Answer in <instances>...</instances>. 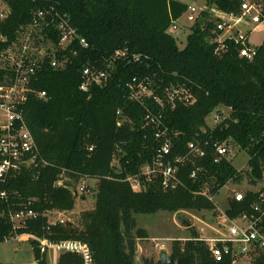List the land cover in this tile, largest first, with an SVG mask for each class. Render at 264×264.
<instances>
[{"label": "trees", "instance_id": "1", "mask_svg": "<svg viewBox=\"0 0 264 264\" xmlns=\"http://www.w3.org/2000/svg\"><path fill=\"white\" fill-rule=\"evenodd\" d=\"M3 1L10 11L0 22L1 49L12 44L21 31L33 24L37 12L44 10L46 23H42V32L56 45L55 57L67 60L64 67L56 68L51 58L45 59L33 76L23 105L26 124L46 164L24 172L8 185L0 184V189L21 193V199L12 200L16 204L37 198L30 207L40 215L27 220L19 232L52 241H80L90 249L95 264H157L150 258L137 262L136 239L145 236V231L138 229L135 233V215L212 211L215 205L198 193L200 182L188 178L193 169L190 163L181 167L184 186L174 191L163 189L159 183L143 190L132 188L127 177L139 173L152 159L154 147H158L154 128L146 119L149 107L156 114L161 111L174 153L185 154L190 141L200 143L206 150L201 162L209 173L204 178L215 177L214 191L242 178L230 161L214 162L216 143L226 139L248 151L251 179L262 177L264 42L256 46L253 59L241 57L240 46L230 39L224 40L226 47L219 50L220 42L210 40L222 33L217 28L218 19L202 11L186 46L179 48L168 29L173 20L188 11V1L197 0ZM206 1L223 12L240 14L241 0ZM60 20L67 21L77 32L65 49L58 48L61 32L56 24ZM79 37L86 38L88 46L82 45ZM117 51L125 55L116 56ZM88 65L107 70L109 78L103 85L94 84L87 93L80 84ZM12 74V70L0 68V84ZM134 78L149 82L159 95L166 87L184 85L196 101L190 105L177 101L171 107L149 98L148 107L130 99L128 84ZM40 91H46L47 96L39 98ZM221 107L229 109V117L212 128L207 117ZM122 118L125 121L118 125ZM83 178L97 179L95 206L82 211L79 226L69 221L50 223L47 212L74 209L73 189ZM60 179L65 180L63 185L57 184ZM243 206L232 200L228 213L236 216ZM5 210L7 205L0 203V243L12 232V224L2 215ZM32 243L36 245L37 241ZM34 255L39 264H48L47 256L37 246ZM171 255L170 264H235L230 257L215 261L207 243L194 236L186 241L175 240ZM83 262L78 253L61 254L58 260L59 264ZM250 264H264V258L258 257Z\"/></svg>", "mask_w": 264, "mask_h": 264}, {"label": "built area", "instance_id": "2", "mask_svg": "<svg viewBox=\"0 0 264 264\" xmlns=\"http://www.w3.org/2000/svg\"><path fill=\"white\" fill-rule=\"evenodd\" d=\"M188 2V11H195V7L190 5V2L194 1ZM9 11L8 6L0 9V22L7 17ZM263 11L264 0H241L240 14L226 13L218 9L216 13L217 28L222 33L218 38H211L210 40L213 42L219 41V50H224L226 47L224 40L230 39L240 46L239 54L241 57L253 59L257 53V48L250 43L248 32L239 26H241L240 24L264 22ZM190 18H192L191 15ZM55 19V16H53L52 21H55ZM44 22L46 23V12L39 10L36 19L30 26L42 30V23L44 24ZM177 22L178 20H173L168 29V32L172 35L178 33L176 31L178 30ZM56 25L61 32L58 48L65 49L77 36L76 29L65 20H60ZM235 28H237L236 31H234ZM24 31H21L20 34ZM20 34L12 44L3 49L0 48V68L13 71V74L0 84V184L4 185H8L26 171L46 164V161L40 157V149L26 124L23 105L27 101L28 93L31 91L33 76L46 58H51V64L56 68L64 67L67 62V60L59 61L55 57L57 47L50 40L48 41L53 43V46H49L47 49L42 47L38 49V54H32L28 49L29 41L22 39ZM1 39L6 40L4 37H1ZM79 39L82 45L88 46L86 38L79 37ZM20 41L24 43L21 47L18 45L21 43ZM16 48H18V52H16ZM117 55H125V52L117 51ZM108 78L109 73L107 70L88 65L83 70L80 89L88 93L94 84L103 85ZM128 87L130 99L144 105H148L146 101L149 98L162 106L170 105L171 107H175L177 101L186 105L193 104L196 101L194 94L184 85L166 87L162 95L156 93L149 82L137 81L136 78L128 84ZM37 96L45 98L47 96L46 91H40ZM221 108L211 113L210 122H208L209 116L207 117V123L212 128L217 127L229 117V113H223ZM118 115H121L120 111ZM146 119L154 128V138L158 143V147H154L152 159L142 166L139 173L127 177L132 188L143 190L151 184L159 183L163 189L174 191L184 186L181 167L189 163L192 164L193 169L188 174V178L194 182H200L198 193L209 198L215 205L212 212L217 220L219 231L208 242L205 241L209 247L211 257L215 261H222L230 257L235 264L243 259L246 262L245 264H250L258 257L264 258V170L260 179L256 181L247 179V184L250 187L243 184L241 189L232 190V194L226 197L224 201H217L216 197L223 187L218 191H214L215 177L209 175V180L204 178L209 170L201 162L206 155V150L202 145L190 141L187 143L188 150L185 154L174 153L172 136L169 127L162 120L161 111L156 114L149 107ZM124 121V118L120 119L118 125H122ZM234 145L232 139L216 143L214 162L219 163L224 159L231 162L230 153H232ZM248 166L250 167L249 163ZM251 171L252 167H250L249 172ZM243 181L244 179L242 183ZM57 184L63 185L62 179L58 180ZM74 194H78L77 191ZM251 194L253 195L251 196ZM21 197L18 190L0 189V203H5L8 209L3 211L2 215L8 218L12 224V232L4 237V242L10 240L19 242L22 237H26V240L31 242L33 251L37 246L40 253L47 256L48 264H59V257L64 253L81 254L84 259L83 264H95L90 249L80 241H52L47 237H37L19 232V229L26 224L27 220L37 218L40 215L37 210L30 207L33 202L37 201L35 197H30L27 203L16 204L15 201V203L12 202L13 198L21 199ZM232 200L244 204L236 216H231L228 213ZM13 205H17L18 208H13ZM53 212L55 211H49L46 215L49 217ZM62 213H65V211ZM58 221L64 222L63 219ZM49 222L55 223L56 221L51 220L49 217ZM34 240L37 241L36 245L32 243ZM30 264H39V261L35 259Z\"/></svg>", "mask_w": 264, "mask_h": 264}, {"label": "rangeland", "instance_id": "3", "mask_svg": "<svg viewBox=\"0 0 264 264\" xmlns=\"http://www.w3.org/2000/svg\"><path fill=\"white\" fill-rule=\"evenodd\" d=\"M186 1V0H183ZM190 5L195 7V11L186 12L177 22L178 33H174L179 48H184L187 44L188 36L192 32V27L195 25L196 20L201 15L202 11H207L210 18L215 19L218 9L215 5L208 3L206 0H197L190 2ZM6 3L0 1V9L6 8ZM190 15L192 18H190ZM243 30L248 32L249 41L252 45L258 46L264 42V22L255 24H240ZM237 28L234 29L236 31ZM233 31V32H234ZM22 39L29 41V51L38 54V49L42 47L47 49L49 46H53V43L46 40L43 32L39 28H32L29 26L24 33L20 34ZM21 39V40H22ZM21 42V41H20ZM23 42L18 45L21 47ZM24 44V43H23ZM20 49V48H19ZM55 49V48H54ZM54 51V50H53ZM18 52V48H16ZM30 52V53H31ZM223 113H229V109L226 107L221 108ZM212 114L209 115L208 122L211 121ZM231 155V156H230ZM232 165L240 171L242 178L238 181L228 182L220 191L216 197L217 201H224V199L232 194V190H239L246 184L247 179L252 177L248 175L250 167L248 161L250 155L247 150L240 149L238 145H234L232 153H230ZM114 164L118 165V159L114 160ZM244 179L243 183L242 180ZM64 179L62 183H64ZM96 185L97 179L95 178H83L73 189L76 194L75 207L71 211L62 213L61 211H55L50 214V219L58 221L63 219L64 221L72 222L74 225H80V215L82 211L91 209L96 203ZM79 191V192H78ZM82 194V195H81ZM222 205V204H221ZM136 228L145 231V236L137 237V262H143L145 258L154 259L157 261L162 250L172 252V245L175 240L186 241L193 237L194 232L199 236L200 240L208 242L209 239L216 236L219 231L218 223L213 215L212 211H194V210H182L179 212L159 211L156 213L143 214L139 213L135 215ZM35 260L34 251L32 250V244L26 240V237H22L21 241H5L0 243V262L8 264H30ZM246 262L240 260L236 264H245Z\"/></svg>", "mask_w": 264, "mask_h": 264}, {"label": "water", "instance_id": "4", "mask_svg": "<svg viewBox=\"0 0 264 264\" xmlns=\"http://www.w3.org/2000/svg\"><path fill=\"white\" fill-rule=\"evenodd\" d=\"M193 236L199 238L196 232H194ZM156 262L157 264H170L173 262V257L167 250H162Z\"/></svg>", "mask_w": 264, "mask_h": 264}]
</instances>
